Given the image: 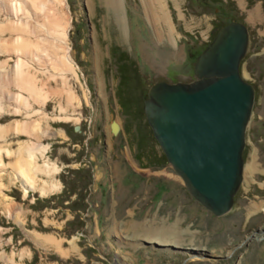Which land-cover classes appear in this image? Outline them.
I'll use <instances>...</instances> for the list:
<instances>
[{"label": "rangeland", "instance_id": "obj_1", "mask_svg": "<svg viewBox=\"0 0 264 264\" xmlns=\"http://www.w3.org/2000/svg\"><path fill=\"white\" fill-rule=\"evenodd\" d=\"M162 1L174 40L158 39L155 29L167 27L149 20L142 0L123 1V29L105 0H0V26H27L0 34V127H11L0 137V264H264L263 10L256 12L257 0ZM250 15L240 72L256 94L243 177L230 212L216 217L190 196L148 134L143 101L158 81L194 80L195 58L216 27ZM18 38L34 47L18 51ZM68 54L73 71L61 69ZM19 59L23 83L38 95L17 81ZM28 147L38 167L32 188L11 165ZM148 224L175 227L181 233L171 246L199 252L144 246Z\"/></svg>", "mask_w": 264, "mask_h": 264}, {"label": "water", "instance_id": "obj_2", "mask_svg": "<svg viewBox=\"0 0 264 264\" xmlns=\"http://www.w3.org/2000/svg\"><path fill=\"white\" fill-rule=\"evenodd\" d=\"M249 32L241 21L220 27L193 63L190 82L158 81L143 112L154 139L190 196L216 217L230 212L242 182L254 88L240 72ZM154 249L198 253L189 248Z\"/></svg>", "mask_w": 264, "mask_h": 264}, {"label": "bare ground", "instance_id": "obj_3", "mask_svg": "<svg viewBox=\"0 0 264 264\" xmlns=\"http://www.w3.org/2000/svg\"><path fill=\"white\" fill-rule=\"evenodd\" d=\"M105 1H106L107 5L114 12L116 22L118 23L120 29H123L124 22H125V16H124V14L121 13V10L123 9V1L124 0H105ZM164 2L162 0H142L144 11L146 12V15L149 18V20H151L154 23L155 22H159V23L163 22L166 25V26L165 25L164 26L167 27L165 31L161 30V29H155V33H156V36L158 37V39L160 40V39L164 38V36L166 34L168 37H170L171 39L174 40L172 21L170 18V14L168 13V11L166 9V4ZM17 3H18V5H16ZM12 6H13V9H16L17 7L20 8V3L15 1L14 3H12ZM35 6H36V2H35ZM52 25L56 29L60 28V26H61L59 23V20H57V19L55 21L53 20ZM24 28L20 27L18 22L15 24L13 22H10L6 26H0V34L2 35L7 30H14V31L17 30V31H21V32L23 30H24V32L27 31V29H26L27 26L25 29ZM63 33H64V31H63ZM63 33H62V35H63ZM65 34L66 33H64V35ZM31 44H33V43H30L27 40L24 41V40L18 38V40L14 41V44H12V46L15 45V48L18 51L19 50L23 51V48H25L26 46H28L29 49L31 47H34V44H33V46H31ZM0 46H1V44H0ZM3 47L5 48L6 46H3ZM60 61H61L60 63H62L61 69H64V70L69 69V70L73 71L72 68L74 65V61H73L70 54L67 55L66 59L61 58ZM4 64H6V61L4 62ZM1 65H3V64L0 63V67H1ZM16 65H17L16 66L17 71L14 72V75H16L18 77V78H16V77L15 78L19 82L20 86H22L21 88L29 89L30 91L37 92L35 87L26 86L25 81L23 83L24 78L28 77V76H25V73L23 71V66H25V62H22V60L19 59ZM57 65H59V63ZM26 79H28V78H26ZM8 83H11V82L9 80L6 81L5 86L7 88V91L9 92L10 86ZM36 94L38 95L39 91ZM22 96H23L22 94H18L19 98H21ZM1 105L2 104L0 102V110H2ZM10 129H11V127H0V137L3 136L7 131L9 132ZM15 129H18V126H15ZM6 152L10 154L9 151H6ZM32 153L33 152H32V150H30L29 147L26 149H19L18 150V159L14 163H12V164L10 163L16 171L17 178L21 179L22 181L24 180V182H23L24 185L29 187V188H32L35 186V180L33 177H34V174H36V171L38 170V167L34 166L32 164L33 163L32 162L33 161V159H32L33 154ZM39 190H41L42 193H45L48 189H45V186H44V187H41ZM175 229H176L175 227L172 228L170 226H164V227L156 228V227H152L150 224H148L146 226H143L142 232L144 233V237H145L144 239L147 240L148 242L156 243L158 245L167 247V246H171L170 243H172V242L175 243L176 239H178V237L180 236L181 232H179Z\"/></svg>", "mask_w": 264, "mask_h": 264}, {"label": "trees", "instance_id": "obj_4", "mask_svg": "<svg viewBox=\"0 0 264 264\" xmlns=\"http://www.w3.org/2000/svg\"><path fill=\"white\" fill-rule=\"evenodd\" d=\"M204 4H207V5H209L210 7H212V3H213V1H217V2H219L220 0H201ZM218 7H216V9H217ZM228 22H225V23H222V24H220L218 27H216V29L214 30V32H213V34H212V37L214 36V34L216 33V31L220 28V27H222L223 25H225V24H227ZM212 37H211V39H212ZM210 41V40H209ZM208 43V42H207ZM206 43V44H207ZM206 44H205V46H206ZM204 46V47H205ZM203 47V48H204ZM203 50V49H202ZM201 50V51H202ZM200 51V52H201ZM199 52V53H200ZM244 58V57H243ZM243 58H242V60H241V62H240V66H241V64H242V62H243ZM128 102H129V104H132L133 103V101H131L130 100V98H129V100H128ZM146 124H147V126L149 127V125H148V123L146 122ZM138 134H139V138H140V140L142 141V140H144L145 139V132H143V131H141V130H139L138 131ZM137 134V135H138ZM148 134L151 136V138L152 139H154V137H153V134H152V131H151V128L149 127V131H148ZM155 140V139H154ZM156 141V140H155ZM140 142V141H139ZM157 143V142H156ZM163 153V152H162ZM163 157L165 158V156H164V154H163ZM166 159V158H165ZM167 161V160H166ZM74 193V191H70L69 193H68V195H67V197H69L71 194H73ZM65 200H67V199H65ZM79 200H80V202H81V200L82 201H84V198H82L81 196H79ZM71 205H72V202H71ZM68 206L69 207V209L71 210V211H73V210H76L77 208H75L74 206Z\"/></svg>", "mask_w": 264, "mask_h": 264}, {"label": "crops", "instance_id": "obj_5", "mask_svg": "<svg viewBox=\"0 0 264 264\" xmlns=\"http://www.w3.org/2000/svg\"><path fill=\"white\" fill-rule=\"evenodd\" d=\"M247 4V3H246ZM263 4H264V1L263 0H257V1H255V3H254V5L255 6H257L256 7V12H258L259 10H263V13H264V6H263ZM238 8L240 9V7L238 6ZM255 18L253 17V15H250L249 17H248V19H247V21L245 20V21H241V22H243L245 25H246V27H247V29H248V32L250 31V25H253L251 22H253L254 24H255V20H254ZM251 23V24H250ZM257 23V22H256ZM26 196H28V193L26 194ZM41 198V197H40ZM39 197L38 198H35V200H36V202H41V201H43L42 199H40ZM30 203H34V199H32V201L30 200ZM16 209L17 208H19V210L20 211H22V209H23V203H17V205H16V207H15ZM29 210H31V209H29ZM19 212V211H18ZM33 213L35 214L36 212L35 211H33ZM39 215V213H36V216H38ZM36 216H35V218H36ZM16 217V216H15ZM7 223H9V221H7ZM15 225V227H17V228H19L20 229V227L15 223L14 224ZM46 239H48L49 240V238H47V237H45Z\"/></svg>", "mask_w": 264, "mask_h": 264}, {"label": "flooded vegetation", "instance_id": "obj_6", "mask_svg": "<svg viewBox=\"0 0 264 264\" xmlns=\"http://www.w3.org/2000/svg\"><path fill=\"white\" fill-rule=\"evenodd\" d=\"M251 83V82H250ZM252 84V83H251ZM252 86H253V90H254V98H255V94H256V88H255V86L252 84Z\"/></svg>", "mask_w": 264, "mask_h": 264}]
</instances>
